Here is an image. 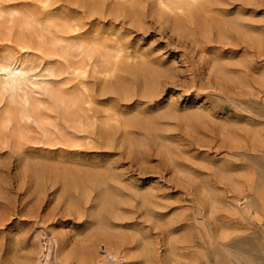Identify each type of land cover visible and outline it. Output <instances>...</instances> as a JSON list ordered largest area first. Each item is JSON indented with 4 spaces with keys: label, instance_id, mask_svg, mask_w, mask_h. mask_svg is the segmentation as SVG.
Instances as JSON below:
<instances>
[{
    "label": "rangeland",
    "instance_id": "rangeland-1",
    "mask_svg": "<svg viewBox=\"0 0 264 264\" xmlns=\"http://www.w3.org/2000/svg\"><path fill=\"white\" fill-rule=\"evenodd\" d=\"M199 1L0 0V264H264V47L200 34L264 0Z\"/></svg>",
    "mask_w": 264,
    "mask_h": 264
},
{
    "label": "bare ground",
    "instance_id": "bare-ground-1",
    "mask_svg": "<svg viewBox=\"0 0 264 264\" xmlns=\"http://www.w3.org/2000/svg\"><path fill=\"white\" fill-rule=\"evenodd\" d=\"M199 3L201 5L205 4L207 5L210 4V0H201L199 1ZM199 23V20L196 21V24ZM230 24V25H228ZM198 25V24H197ZM251 26H245L244 24L239 23L238 21H231L230 23L227 22H223L222 24H217V25H212L210 24L209 26H204V27H200L201 30V36H203L205 39H208L210 37H218L221 39H228V38H235L239 40H242L244 42L247 41V43L251 44V46L257 47V48H263L264 47V36L263 35H250L251 32ZM16 63V62H15ZM15 63L12 66H7V65H2L0 66V69L4 70L6 72V77L3 80L5 83L8 84H15L16 82H18L19 80V76H21L24 72L23 67L19 64L15 65ZM209 65L213 66L214 69V74L215 77L219 78L222 82L227 83H231L232 82V78L229 75L230 72L233 71V69H227L224 68L223 66H220L216 63H209ZM17 71V73L14 72ZM140 71V70H139ZM246 71V70H245ZM133 73H137L140 74L137 70L133 69L132 70ZM248 74V72H247ZM259 84L260 87H262V90H264V76H260L259 78ZM145 82V81H144ZM246 85L251 86L250 83L246 82ZM142 90L145 89V87L141 88ZM103 188H101L102 190ZM102 197H100V200L102 201V206L104 207L105 205L107 207H111V201L109 200V198L105 197L106 192H104L103 190L101 191ZM107 195V194H106ZM111 199V198H110ZM99 225L101 226V222H99ZM108 240V238H106ZM106 241V240H105ZM106 243V242H105ZM106 247V246H105ZM105 251L107 254H114L111 251L108 250V247L105 248ZM72 256L75 257L77 264H89L88 260L91 259L90 257V252L82 249L80 251H73L72 252Z\"/></svg>",
    "mask_w": 264,
    "mask_h": 264
}]
</instances>
